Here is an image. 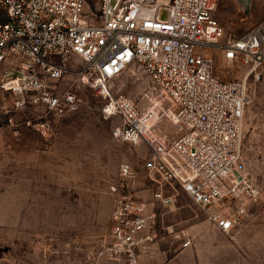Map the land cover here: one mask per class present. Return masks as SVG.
Listing matches in <instances>:
<instances>
[{"label": "built area", "instance_id": "built-area-1", "mask_svg": "<svg viewBox=\"0 0 264 264\" xmlns=\"http://www.w3.org/2000/svg\"><path fill=\"white\" fill-rule=\"evenodd\" d=\"M217 2L98 0L99 22L89 24L84 0H0V65L16 61L0 90L15 97L17 109L29 104L55 116L70 114L79 100L61 84L76 66V81L103 100L102 118L116 121L112 141L148 147L143 169L159 186L151 200L171 211L184 195L228 235L261 195L236 165L247 77L264 67V19L229 35L213 16ZM161 10L167 12L164 20ZM213 53L230 66H244V75L218 79ZM128 69L147 81L142 107L122 93L111 94V82ZM27 125L42 136L51 133L48 119ZM118 175L110 187V241L101 254L108 261L140 264L142 249L154 240V214L136 194L137 172L122 163ZM190 244L185 238L182 247Z\"/></svg>", "mask_w": 264, "mask_h": 264}, {"label": "rangeland", "instance_id": "rangeland-1", "mask_svg": "<svg viewBox=\"0 0 264 264\" xmlns=\"http://www.w3.org/2000/svg\"><path fill=\"white\" fill-rule=\"evenodd\" d=\"M166 10L159 13L165 19ZM87 23L99 22L98 0H84ZM214 18L229 35H241L264 19V0H250L243 12L239 0H218ZM215 75L222 81L241 78L245 67L226 64L219 53ZM76 66L72 67V71ZM16 68V61L0 65V80ZM62 81L79 100L78 109L55 116L41 106L26 104L17 109L15 97L0 90V264H115L101 254L110 241L113 206L111 185L119 180L120 164L138 174L137 195L148 204L154 218V240L175 239L167 227L176 217L151 200L159 189L143 169L149 157L144 143H117L110 137L114 119L104 120L103 100L78 83L73 72ZM111 94L122 93L144 106L147 81L128 69L111 82ZM48 119L51 133L42 136L27 123ZM237 169L259 188L260 197L233 229L236 244L252 254L253 264H264V67L247 77V104ZM164 192H168L164 188ZM187 205L181 218H205L184 195ZM190 214V215H189Z\"/></svg>", "mask_w": 264, "mask_h": 264}, {"label": "crops", "instance_id": "crops-1", "mask_svg": "<svg viewBox=\"0 0 264 264\" xmlns=\"http://www.w3.org/2000/svg\"><path fill=\"white\" fill-rule=\"evenodd\" d=\"M186 210L187 205L180 204L178 198L176 207L169 211L179 216L174 226H170L176 231L175 239L165 237L147 244L139 256L140 264H253L252 253L236 244L237 235L221 233L205 218L180 219ZM185 238H189L191 244L183 248Z\"/></svg>", "mask_w": 264, "mask_h": 264}, {"label": "water", "instance_id": "water-1", "mask_svg": "<svg viewBox=\"0 0 264 264\" xmlns=\"http://www.w3.org/2000/svg\"><path fill=\"white\" fill-rule=\"evenodd\" d=\"M239 1H240L243 12H246L248 9L250 0H239Z\"/></svg>", "mask_w": 264, "mask_h": 264}]
</instances>
